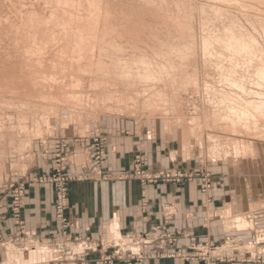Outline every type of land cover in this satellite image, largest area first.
Returning <instances> with one entry per match:
<instances>
[{"label": "rangeland", "instance_id": "obj_1", "mask_svg": "<svg viewBox=\"0 0 264 264\" xmlns=\"http://www.w3.org/2000/svg\"><path fill=\"white\" fill-rule=\"evenodd\" d=\"M88 9L89 11H87ZM93 21H96L95 26H93ZM83 22L84 24L87 22L88 25H84ZM234 22L235 24H233ZM237 22H239L238 25ZM86 26L89 28L92 26L90 29L88 28L91 32L86 29ZM229 26L232 29L230 31L237 27L234 29L236 37L245 34L249 40L255 38V41L262 47L257 48L258 53L261 49L264 53V0H0V194L9 197V212L15 222V239L24 248H51L57 264L75 262L77 257L74 255V246H87L88 248L97 246V250L103 256L100 264H111L115 261L125 262L130 261L131 258L142 261L137 254L141 251L146 254L150 245L146 242L147 236L129 239L130 242H136L139 246L138 252L131 255L127 251L117 249L123 246V238L111 236L101 242H95L90 238H71L68 233L69 221L66 211L69 185L80 181L81 177L90 176H75L70 173L67 149L70 145H80L79 147L85 145L90 149L94 162L93 178L98 172L103 171V167L108 161L107 132L118 129L121 132L133 133L135 136L140 134L147 136L148 134L154 141L162 139L167 146H172L170 148L173 150L180 149L184 152L182 157L193 160L195 166L193 169H186L178 164L180 165L178 168L150 171L143 166L144 161L138 155L134 159V171L130 174L117 175L116 179H136L146 186L155 184L178 186L196 180L199 183L200 193L206 197V206L211 202L209 197L211 191L218 184L226 188L229 196H240L245 201L244 210L247 205L249 206L248 211L244 212L241 204L240 208L244 213L238 214L249 220L255 216L258 231L241 233L242 235H251L252 239L245 240L242 243L243 246H234L233 250L238 249L237 251L241 252L237 253L239 255H236L235 252L234 257H232L233 255L225 256L224 251L230 253L231 246L218 244L211 240L206 244H200L201 246L195 252L189 253L192 256L181 250L182 255L178 254L180 259H196L204 264H218L224 261H233V258L237 257L247 261L249 259L246 257L247 255L261 253L262 255H257L255 258L258 263L264 262V250H262L264 248V208H262L264 205V122H259L260 124H256V127L253 126L251 131H246L244 128L234 129L223 122L221 118V121L219 120L217 115L219 111L209 100L212 95L208 96L212 90L217 89V92L223 88L231 90L227 88L229 86L226 87L225 81L222 82L223 78L220 79L215 67L213 68L214 57L209 56L205 59L203 51L204 41L211 38L213 34L214 42L217 41L216 38H221L219 41H225L228 39V35L229 37L233 35V32L229 34ZM93 27L96 30H93ZM106 28L108 34L105 31ZM225 29H228V34L225 33L227 32ZM243 31L244 33H241ZM84 32L86 37L83 35ZM137 33L138 35H136ZM217 33L220 35L215 38ZM226 34L227 36H225ZM78 35L85 40L82 39L83 42H81ZM90 35L94 38L88 39L87 37ZM205 35L209 37L207 38ZM106 36L109 40H106L108 39ZM96 37L99 39L96 40ZM79 40L80 42H78ZM94 40L99 42L100 47L104 44L102 48L99 49L98 43L93 46ZM155 41L158 42L156 43L158 46L154 45ZM187 42L189 43L187 44ZM216 43L220 44V42ZM186 44L195 47H185ZM255 44L257 47V43ZM173 46L175 47L173 48ZM168 47L173 49V52ZM217 48H219L218 45ZM106 49L113 52H108ZM184 50L187 51L183 52ZM262 52L261 54H263ZM93 53H95V58ZM103 53L107 55H103ZM83 54L84 56H82ZM88 54L89 59L88 57L84 58ZM172 54L175 57H171ZM100 55L102 56L99 57ZM108 55H110L109 58H105ZM182 55L186 58L184 59ZM162 57L166 59H161ZM88 60L92 62H88ZM151 60L152 62L155 60L158 64L160 60L166 63L170 61V64H167L169 67L162 61L161 63L166 65V68L173 66L171 70L175 69L177 73L176 71L173 73L167 68L166 73L169 75L170 72V75L174 74V76H170V78L167 75L158 83L153 82L152 84L146 81L149 84L144 82L143 84L140 81L142 79H139L141 77L139 72H143L147 66L143 65L142 67L141 62L150 63ZM184 60L190 61V64ZM123 61L126 62V65L122 63ZM152 62L149 64L151 69ZM131 63H135V65H131ZM226 63H224V67L231 66L229 62ZM107 66L112 67L109 69ZM125 66L127 67L125 68ZM130 66H134V68H130ZM154 68L156 67H153V70H155ZM121 70L126 72L124 74L127 79L126 84V81H123L125 79ZM130 72L136 77L134 75H132L134 77H129ZM195 73L197 74L195 75ZM98 74L102 75L103 79ZM117 75L122 76L118 77ZM127 76L132 78V81ZM134 78L139 79L142 85L139 82L137 84V80L134 82L136 86L133 83ZM189 78H192L194 82ZM186 81L192 83L187 85ZM160 82L163 84L161 83V85ZM204 83L205 85L208 83L206 87L211 85L212 90L207 91ZM127 84L130 89H127ZM218 84L221 86L219 87ZM208 87L210 88V86ZM144 88L152 90L148 91ZM250 88L254 90L253 87L250 86ZM135 93L139 96H136ZM246 98L253 100L249 96ZM158 103L160 108L163 107L162 110L158 107ZM174 108L175 110H173ZM184 135L188 136L186 140H183L185 139ZM238 145H248L251 150L235 158L230 155V151L234 152V148L239 147ZM36 155L37 158L47 155L48 159H50V155H53L52 167L49 172L28 175V170L34 164ZM59 155L62 156L63 162L58 161ZM173 160V162H177L175 157ZM102 179H106V177L102 176ZM29 182L35 185L53 186L56 195V218L63 227V235L60 238L43 240L25 237V233H27L26 221L22 212L26 203ZM62 187L66 192L65 202L62 203L61 200L63 205L58 206L57 200ZM252 197L261 202L251 203ZM257 205H261V207H256ZM59 211H63L64 221L59 218ZM226 211H232L233 215H238L234 213L230 204H226L216 212H207L206 221L210 219L209 215H220ZM259 217L260 221L258 222ZM221 218L223 219L222 216ZM211 219V222H207L208 224L221 221L226 229L227 226L222 220ZM229 228L231 230L228 231H233L234 226ZM161 239L176 242L178 236L166 233L162 235ZM192 240L194 241V239ZM4 242L10 244L12 238L4 240L0 236V246ZM60 244L64 246L66 253L58 249ZM251 247L255 248L251 249ZM112 249V253L116 256L109 253ZM246 253L248 254L246 255ZM173 255L177 257L176 254ZM241 255L246 256L240 257ZM108 261L111 262L108 263Z\"/></svg>", "mask_w": 264, "mask_h": 264}, {"label": "crops", "instance_id": "obj_2", "mask_svg": "<svg viewBox=\"0 0 264 264\" xmlns=\"http://www.w3.org/2000/svg\"><path fill=\"white\" fill-rule=\"evenodd\" d=\"M110 131L106 134L108 161L103 171L98 172L93 178L94 162L90 149L85 145L81 147L70 145L67 149L70 173L75 176H90L81 177L80 181L69 185L66 216L71 238H90L95 242H101L111 236L123 238V246L117 249L134 254L138 252L139 246L129 239L147 236L146 242L150 245L146 251L147 256L142 261L134 258L111 264H204L196 259H180L178 252L186 251L187 254L195 252L198 247L211 240L231 246L230 253L224 251L227 257L229 255L234 257L235 252L236 255L241 253L237 251L238 249L233 250L234 246H243L245 240L252 239L251 235L228 231L221 221L209 225L205 218L207 212H216L226 204L233 207L235 214L242 213L245 201L240 196H229L226 188L217 184L210 193L211 202L206 206V197L200 193L196 180L178 186L162 184L146 186L136 179L118 180L115 176L134 171V159L138 155L144 161L143 166L150 171L178 168L180 165L182 168L193 169L195 164L193 160L180 156V149L173 150L170 148L172 146H167L162 139L154 141L148 134L135 136L133 133L121 132L118 129ZM53 157L50 155L48 159L47 155H41L37 158L36 155V160L27 174L49 172ZM174 157L177 162H173ZM102 176L106 179H102ZM29 183L22 212L26 221L25 237L43 240L60 238L63 235V227L56 218V195L53 186ZM251 199V203L261 202L253 197ZM9 202L8 196L0 194V236L4 240L12 238V243L4 242L0 246V264H57L53 257V249L24 248L15 239V222L9 212ZM241 204L243 210L240 208ZM248 209L247 205L244 212ZM166 233L177 235V241L162 240V235ZM73 250L77 259L72 264H100L103 257L97 246L96 248L74 246ZM112 251L113 249L109 253ZM257 255L262 254L247 255L249 258L247 261L237 257L233 258V261L218 264H264L258 263L255 258Z\"/></svg>", "mask_w": 264, "mask_h": 264}, {"label": "bare ground", "instance_id": "obj_3", "mask_svg": "<svg viewBox=\"0 0 264 264\" xmlns=\"http://www.w3.org/2000/svg\"><path fill=\"white\" fill-rule=\"evenodd\" d=\"M88 3V2H87ZM84 5V4H83ZM90 5V4H89ZM88 5V6H89ZM84 7V6H83ZM90 7V6H89ZM84 11H86V10H84ZM87 11H89V9L87 10ZM93 11V10H92ZM95 11V10H94ZM213 12V11H212ZM92 13V12H91ZM99 13V12H98ZM215 13H217V12H215ZM87 14V13H86ZM93 14V13H92ZM91 14V15H92ZM96 14V13H95ZM224 14V13H223ZM90 15V14H89ZM99 15V14H98ZM101 15H102V13H101ZM100 15V16H101ZM220 15H221V13H220ZM226 15V14H225ZM217 16V15H216ZM224 16V15H223ZM229 16V15H228ZM91 17V16H90ZM95 17V16H94ZM106 17V16H105ZM220 17V16H219ZM87 18V17H86ZM99 18V17H98ZM102 18V17H101ZM93 19V18H92ZM105 19V18H104ZM88 20H90V19H88ZM87 20V21H88ZM95 20H96V18H95ZM221 20V19H220ZM40 22V21H39ZM90 22V21H89ZM92 22V21H91ZM94 22V21H93ZM96 22V21H95ZM95 22H94V25L93 26H95L96 24H95ZM221 22V21H220ZM232 22V21H231ZM205 23V22H204ZM43 24V23H42ZM83 24H84V22H83ZM233 24H235V22L233 23ZM232 24V25H233ZM239 24V22H237V25ZM40 25V24H39ZM84 25H88L87 24V22L84 24ZM91 25H92V23H91ZM142 25V24H141ZM236 25V26H237ZM82 26V25H81ZM138 26H139V24H138ZM168 26V25H167ZM231 26V25H230ZM230 26H229V34H231L232 32H233V35H230V37H229V35L227 36V34H228V29H225V31H227V32H225V33H227L225 36H227L228 37V39H226L225 41H219L220 39H218V38H216L217 36H219L218 35V33H217V35L215 36V38H216V40L217 41H215L214 42V38H213V36H214V34H213V36L211 37V38H213V39H211V38H208L207 37V35H205L208 39L207 40H205L204 41V43H203V51H204V53H205V59L207 58V57H209V56H211V57H214V59L215 60H213V61H215V63L212 65L213 66V68L215 67V69L217 70V72L219 73V75H220V79L221 78H223V80H222V82L223 81H225V85H226V87L227 86H229V87H227L228 89H231V90H224V88L219 92H217L216 90H212L211 89V85H208V86H210V88L207 86L206 87V85L208 84V83H206V85H205V83H204V85H205V87H206V89H207V91L208 90H212L210 93H212V94H210V93H206L208 96H210V95H212L211 97H210V102L211 103H214V108H216L217 109V111H219V113L217 114L218 116H219V120H220V118H221V120H223V122H225V123H227L229 126H231L232 128H244V129H246V131L247 130H249V131H251V129H252V127L253 126H255L256 127V124H260L259 122H264V53L260 50V53H258V51H257V48L259 49V48H262V47H260V44H258V42L257 41H255V38L254 39H248V38H246V36H245V34H244V36L241 34V36L240 37H236V36H234L235 35V33H234V29L235 28H237V27H235V26H232L234 29H233V31H230V30H232V29H230ZM41 26H39V28H40ZM44 27V26H43ZM84 27V26H83ZM87 27V26H86ZM92 26H90V28H91ZM110 27V26H109ZM169 27V26H168ZM226 27V26H225ZM240 27V26H239ZM89 27H87L86 29H88ZM89 28V29H90ZM94 28V29H93ZM92 29L93 30H96L95 29V27H93ZM111 28V27H110ZM135 28V27H134ZM207 28V27H206ZM215 28V27H214ZM41 29V28H40ZM88 29V31L89 32H91V30H89ZM107 29V28H106ZM113 29V28H112ZM142 29V28H141ZM146 29V28H145ZM168 29V28H167ZM172 29V28H171ZM192 29V28H191ZM239 29V28H238ZM237 29V30H238ZM253 29V28H252ZM255 29V28H254ZM253 29V30H254ZM78 30V29H77ZM83 30H84V28H83ZM127 30V29H126ZM183 30H185V29H183ZM183 30H182V32H183ZM211 30H212V28H211ZM215 30V29H214ZM236 30V31H237ZM240 30V29H239ZM80 31V30H79ZM100 31V30H99ZM106 32L108 31V29L107 30H105ZM129 31V30H128ZM140 31V30H139ZM168 31V30H167ZM181 31V30H180ZM179 31V32H180ZM185 31H187V30H185ZM213 31V30H212ZM217 31H218V29H217ZM241 31V30H240ZM39 32V31H38ZM93 32V31H92ZM101 32H103V31H101ZM100 32V33H101ZM135 32V31H134ZM178 32V33H179ZM191 32H192V30H191ZM219 32V31H218ZM224 32V31H223ZM73 33V32H72ZM94 33H95V31H94ZM127 33V32H126ZM141 33V32H140ZM184 33V32H183ZM214 33V32H213ZM240 33V32H239ZM241 33H244V31L243 32H241ZM247 33V32H246ZM250 33V32H249ZM90 34V33H89ZM96 34V33H95ZM94 34V35H95ZM98 34H99V32H98ZM102 34V33H101ZM100 34V35H101ZM107 34H108V32H107ZM112 34V33H111ZM145 34V33H144ZM156 34V33H155ZM154 34V35H155ZM221 34H222V32H221ZM256 34H258L257 32H256ZM74 35V34H73ZM85 37H86V35H85V32H84V34H83ZM93 35V34H92ZM93 35V36H94ZM103 35V34H102ZM104 35H105V32H104ZM130 35V34H129ZM136 35H138V33L136 34ZM152 35V34H151ZM171 35V34H170ZM203 35V34H202ZM208 35H210V34H208ZM237 35H239V34H237ZM79 36V35H78ZM82 36V35H81ZM93 36H89V37H91V38H89V37H87L88 39H93L94 37ZM98 36V35H97ZM142 36H143V34H142ZM211 36V35H210ZM249 36V35H248ZM251 36V35H250ZM83 37V36H82ZM93 37V38H92ZM101 37V36H100ZM107 38H108V36H106ZM126 37V36H125ZM129 37V36H128ZM139 37V36H138ZM152 37V36H151ZM158 37V36H157ZM192 37H193V35H192ZM98 37H96V40H98L97 39ZM140 38V37H139ZM139 38H137V39H139ZM253 38V37H252ZM79 39L81 40V42H83L82 41V39L80 38V36H79ZM87 39V40H88ZM148 39H149V36H148ZM147 39V40H148ZM154 39V38H153ZM156 39V38H155ZM183 39V38H182ZM211 39V40H210ZM257 39V38H256ZM80 40L78 41V42H80ZM83 40H85V38L83 39ZM96 40H94V44H93V41H92V44H93V46L94 45H97V43H98V45H99V42L97 41V42H95ZM102 40V39H101ZM103 40H104V38H103ZM106 40H109V38L108 39H106ZM105 40V41H106ZM111 40V39H110ZM169 40V39H168ZM178 40V39H177ZM212 41V42H210V41ZM114 41V40H113ZM137 41V40H136ZM141 41V40H140ZM162 41V40H161ZM170 41H171V39H170ZM180 41V40H179ZM178 41V42H179ZM87 42V41H86ZM88 42H90V41H88ZM102 42V41H101ZM100 42V43H101ZM114 42H116V41H114ZM113 42V43H114ZM146 42V41H145ZM152 42V41H151ZM192 42V41H191ZM194 42V41H193ZM216 42H220V44L219 43H216ZM96 43V44H95ZM108 43V42H107ZM142 43V42H141ZM156 43H158V42H156L155 41V44L154 45H157ZM189 42H187V44H188ZM255 43H257V47H255L256 46V44ZM153 44V43H152ZM165 44V43H164ZM169 44V43H168ZM179 44V43H178ZM177 44V45H178ZM187 44L185 45V47L187 46ZM219 46V48H217V45ZM104 45V44H103ZM103 45H101V47H100V45H99V49L100 48H102V46ZM117 45V44H116ZM116 45H115V47H116ZM142 45V44H141ZM149 45V44H148ZM147 45V46H148ZM175 45V44H174ZM180 45V44H179ZM178 45V46H179ZM182 45H184V44H182ZM216 45V46H215ZM158 46V45H157ZM159 46H161L160 45V43H159ZM170 46V45H169ZM176 46V45H175ZM175 46H173V48L175 47ZM197 46H198V44H197ZM196 46V47H197ZM221 46V47H220ZM122 47V46H121ZM143 47V46H142ZM149 47V46H148ZM147 47V48H148ZM153 47H155V46H153ZM172 47V46H171ZM184 47V46H183ZM187 47H190V46H187ZM191 47H192V45H191ZM190 47V48H191ZM193 47H195V46H193ZM192 47V48H193ZM112 48V47H111ZM111 48H109V49H111ZM118 48H119V46H118ZM132 48V47H131ZM146 48V47H145ZM158 48V47H157ZM161 48V47H160ZM159 48V49H160ZM176 48H178V47H176ZM180 48H182L181 46H180ZM198 48V47H197ZM104 49H105V47H104ZM103 49V50H104ZM116 49V48H115ZM115 49H113V50H115ZM152 49V48H151ZM166 49V48H165ZM168 49H170V47H168ZM195 49V51H197L196 50V48H194ZM94 50V49H93ZM107 50V49H106ZM156 50V49H155ZM173 49H170V51H172ZM86 51H87V49H86ZM99 51V50H98ZM108 51V50H107ZM109 51H112V50H109ZM108 51V52H109ZM122 51V50H121ZM142 51V50H141ZM145 51V50H144ZM143 51V52H144ZM157 51V50H156ZM159 51V50H158ZM169 51V50H168ZM185 51H187V50H184L183 52H185ZM96 52V51H95ZM104 52V51H103ZM113 52V51H112ZM127 52V51H126ZM143 52H142V54H143ZM152 52V51H151ZM165 52V51H164ZM173 52V51H172ZM171 52V53H172ZM174 52H175V50H174ZM181 52V51H180ZM188 52L190 53V51L188 50ZM192 52H193V50H192ZM261 52L263 53V54H261ZM88 53V52H87ZM87 53H85L86 55H87ZM119 53V52H118ZM127 53H129V52H127ZM140 53V52H139ZM146 53V52H145ZM148 53V52H147ZM157 53V52H156ZM170 53V54H171ZM187 53V52H186ZM188 53V54H189ZM94 54V58H95V53H93ZM104 54H106V53H103V55ZM109 54V53H108ZM151 54H153V53H151ZM151 54H149V55H151ZM161 54V53H160ZM193 54H195L194 52H193ZM259 54H261V57H259ZM107 55V54H106ZM113 55V54H112ZM116 55V54H115ZM140 55V54H139ZM145 55H148V54H145ZM177 55V54H176ZM186 55V54H185ZM190 55V54H189ZM188 55V56H189ZM204 55V54H203ZM82 56H84V54L82 55ZM81 56V57H82ZM92 56H91V58H92ZM102 55H100L99 57H101ZM109 56L110 55H108V57H105V58H109ZM118 56V55H117ZM131 56H132V54H131ZM135 56V55H134ZM133 56V57H134ZM154 56V55H153ZM152 56V57H153ZM158 56V55H157ZM174 55L172 54V56L171 57H173ZM182 56H184V55H182ZM181 56V59L183 58ZM194 56V55H193ZM88 57V59H89V54H88V56H85L84 58H87ZM98 57V58H99ZM132 57V58H133ZM138 57H140V56H138ZM145 57V56H144ZM148 57V56H147ZM151 57V58H152ZM160 57V56H159ZM167 57V56H166ZM170 56L168 55V58H169ZM175 57V56H174ZM83 58V57H82ZM142 58H143V56H142ZM150 58V57H149ZM155 58H157L156 56H155ZM178 58V57H177ZM186 57L184 56V59H185ZM204 58V57H203ZM101 59V58H100ZM104 58H102V60H103ZM116 59V58H115ZM117 59H119V58H117ZM121 59V58H120ZM128 59V58H127ZM153 59H154V57H153ZM158 59V58H157ZM161 59H166V58H161ZM188 59V58H187ZM213 59V58H212ZM98 60V59H97ZM112 60V59H111ZM111 60H109L110 62H111ZM130 60V59H129ZM128 60V61H129ZM172 60H174V59H172ZM176 60H178V59H176ZM175 60V61H176ZM209 60H210V58H209ZM89 61H91V60H88V62ZM99 61H101V60H99ZM104 61V60H103ZM120 61V60H119ZM128 61H127V63H128ZM130 61H132V60H130ZM129 61V62H130ZM136 61V60H135ZM161 61L163 62V63H165L166 65L168 64H170V61H169V63L167 62H164L163 60H160V63L158 64L157 62H155V60H154V62H152V60L150 61V63H147L146 61H144V62H141L142 63V67H143V65H145V66H147L144 70H143V72H139L140 74H139V76H141L140 78L137 76V78H139V79H142V80H140V81H142V83L144 82V83H148L149 84V82H151L152 84H153V82L154 83H158L159 81H162L163 79H165L164 77L166 76L167 77V71H168V69H173V66H171V68H166L165 66L166 65H164V64H162L161 63ZM175 61H171V62H175ZM183 61V60H182ZM184 61H187V60H184ZM202 61V60H201ZM212 60H211V62H213ZM92 62V61H91ZM121 62V61H120ZM134 62V61H133ZM139 62V61H138ZM148 62H149V60H148ZM151 62H152V66L153 67H156V68H154L155 70H153V67H152V69L150 68L151 66L149 65V64H151ZM159 62V61H158ZM188 62V61H187ZM190 62V61H189ZM188 62V64H190ZM204 62V61H203ZM210 62V61H209ZM226 62H229L230 64H231V66L230 67H228V68H226V67H224V63H226ZM101 63H103V62H101ZM105 63V62H104ZM123 64H125L126 65V62L125 61H123L122 62ZM140 63V62H139ZM140 63V64H141ZM205 63H207V62H205ZM95 64V63H94ZM106 64V63H105ZM105 64H104V66H105ZM112 64V63H111ZM129 64V63H128ZM132 64H134L135 65V63H131V65ZM140 64H139V67H140ZM174 64V63H173ZM179 64V63H178ZM177 64V65H178ZM208 64V63H207ZM212 64V63H211ZM211 64H210V66H211ZM226 64H228V63H226ZM91 65V64H90ZM89 65V66H90ZM114 65V64H113ZM137 65V64H136ZM155 65V66H154ZM163 65V66H162ZM176 65V66H177ZM180 65V64H179ZM186 65V64H185ZM209 65V64H208ZM95 66H96V64H95ZM102 66V65H101ZM109 66V65H108ZM107 66V67H108ZM138 66V65H137ZM144 66V67H145ZM175 66V67H176ZM181 66V65H180ZM180 66H178L179 68H180ZM187 66V65H186ZM205 66V65H204ZM100 67V66H99ZM112 67V66H111ZM111 67L109 68V69H111ZM119 67V66H118ZM121 67V66H120ZM127 66H125V68H126ZM129 67V66H128ZM132 66H130V68H131ZM138 67V68H139ZM208 67V66H207ZM206 67V68H207ZM104 68V67H103ZM122 68V67H121ZM132 68H134V66L132 67ZM136 68V67H135ZM183 68H184V66H183ZM205 68V67H204ZM106 69V68H105ZM186 69H187V67H186ZM192 69V68H191ZM190 69V70H191ZM195 69H197V68H195ZM210 69H211V67H210ZM98 70H100V69H98ZM130 70V69H129ZM138 70H140V69H138ZM169 70V71H170ZM188 70V69H187ZM102 71V70H101ZM101 71H98L99 73H102ZM111 71V70H110ZM110 71H108V73L110 72ZM122 72H123V70H121ZM125 71V70H124ZM131 72H132V70H130ZM142 71V70H141ZM172 71V70H171ZM176 70L174 69L172 72L174 73ZM180 71V70H179ZM186 71V70H185ZM185 71H183V72H185ZM193 71H195V72H197L196 70H193ZM131 72H130V74H129V77L131 76V77H134L135 75L134 74H132V75H134V76H132L131 75ZM181 72V71H180ZM187 72V71H186ZM97 73V72H96ZM120 73V72H119ZM126 72H123V73H121L122 75H123V78L125 79V80H123V81H126L125 82V84L127 83V79L124 77V74H125ZM133 73H135L134 71H133ZM137 73H138V71H137ZM136 73V74H137ZM176 73H177V71H176ZM188 73V72H187ZM186 73V74H187ZM217 73V74H218ZM106 74V73H105ZM110 74V73H109ZM171 73L169 72V75H168V77H170V76H174V74L173 75H170ZM185 74V75H186ZM197 73H195V75H196ZM204 74H205V72H204ZM99 75V74H98ZM97 75V76H98ZM113 75V74H112ZM122 75H117L118 77H120V76H122ZM177 75H179V74H177ZM184 75V76H185ZM189 75V74H188ZM187 75V76H188ZM218 75V76H219ZM100 76V75H99ZM102 76V75H101ZM100 76V78L101 79H103L102 77ZM114 76V75H113ZM190 76V75H189ZM198 76V75H197ZM203 76V75H202ZM108 77H110L109 75H108ZM107 77V78H108ZM128 77V76H127ZM128 77V78H129ZM136 77V76H135ZM194 78H195V76H193ZM216 77V76H215ZM111 78V77H110ZM171 78V77H170ZM175 78H176V76H175ZM186 78V77H185ZM188 78V77H187ZM200 78V77H199ZM205 78V77H204ZM203 78V79H204ZM209 78H211V77H209ZM214 78V77H213ZM219 78V77H218ZM130 79V78H129ZM128 79V81L130 82V80L132 79H130L129 80ZM135 79V78H134ZM139 79H135V81H133V83L134 82H136L137 80V84H138V82H139V84L141 83L140 81H139ZM193 80L192 78H189V80ZM99 80V79H98ZM169 80V79H168ZM167 80V81H168ZM177 80V79H176ZM183 80V79H182ZM190 80V81H191ZM198 80V79H197ZM214 80V79H213ZM217 80V79H216ZM215 80V81H216ZM132 81V80H131ZM146 81H149V82H146ZM166 81V80H165ZM171 81V80H170ZM170 81H168V82H170ZM211 81V80H210ZM173 82V84H174V81H172ZM181 82V81H180ZM179 82V84H181ZM185 82V81H184ZM187 82V81H186ZM193 82H194V80H193ZM196 82V81H195ZM203 82V81H202ZM207 82V81H206ZM216 82H218V81H216ZM220 82H221V80H220ZM131 83V82H130ZM142 83L140 84V85H142ZM143 83V84H144ZM163 84V82H160V84ZM178 83V82H177ZM176 83V84H177ZM183 83V82H182ZM189 83L190 82H187V85H189ZM192 83V82H191ZM190 83V84H191ZM200 83V82H199ZM121 84V83H120ZM129 84V83H128ZM127 84V85H128ZM132 84V83H131ZM135 85H136V83H134ZM151 84V85H152ZM161 84V85H162ZM175 84V85H176ZM197 84H198V82H197ZM221 84V83H220ZM224 84V83H223ZM135 85H133V86H135ZM139 85V86H140ZM145 85H147V84H145ZM150 85V86H151ZM169 85H171V84H169ZM185 85V84H184ZM199 85V84H198ZM219 85V84H218ZM129 86V85H128ZM127 86V89H130V86L128 87ZM137 86V85H136ZM138 86V87H139ZM155 86H156V84H155ZM154 85H153V87H155ZM158 86V85H157ZM173 86V85H172ZM213 86V85H212ZM221 85H219V87H220ZM250 86L251 87H253V89L254 90H252L251 88H250ZM152 87V88H153ZM198 87V86H197ZM225 87V86H224ZM225 87V88H226ZM133 88V87H132ZM137 88V87H136ZM140 88V87H139ZM213 88V87H212ZM134 89V88H133ZM145 90H148V89H146V88H144ZM151 89V88H150ZM149 89V90H150ZM205 89V90H206ZM214 89V88H213ZM234 89H237V91H234ZM139 90V89H138ZM144 90V91H145ZM148 90V91H149ZM152 90V89H151ZM134 91V90H133ZM132 91V92H133ZM137 91V90H136ZM135 91V92H136ZM143 91V92H144ZM228 91V92H227ZM152 92V91H151ZM154 92V91H153ZM157 93V92H156ZM159 93V92H158ZM136 94V93H135ZM155 94V93H154ZM141 95H142V93H141ZM136 96H139V94L137 95L136 94ZM163 96L165 97V95L163 94ZM252 97V99L253 100H251L250 98H246V97ZM166 98V97H165ZM251 100V101H250ZM150 101H152V100H150ZM161 102V101H160ZM159 102V103H160ZM159 103H158V107H159ZM166 104H167V102H166ZM165 104V105H166ZM163 106V105H162ZM160 108V107H159ZM163 108V107H162ZM162 108H160L161 110H162ZM173 110H175V108L173 109ZM57 117V116H56ZM216 117V116H215ZM224 118V119H223ZM218 120V119H217ZM220 120V121H221ZM152 122V121H151ZM162 126H163V124H162ZM165 126V125H164ZM254 127V128H255ZM162 128V127H161ZM163 128H165V127H163ZM258 128V127H257ZM166 129H167V127H166ZM169 129V128H168ZM263 129V128H262ZM237 130V129H236ZM168 131V130H167ZM170 131V130H169ZM253 131V130H252ZM260 131V130H259ZM258 131V132H259ZM235 132V131H234ZM254 132V131H253ZM169 134V133H168ZM239 134V133H238ZM188 135V134H187ZM187 135H184L185 136V139H183V137H182V139L183 140H186V138L188 137ZM255 136H257V135H255ZM185 144H187V142H185ZM186 146V145H185ZM239 147H235L234 148V152H232V151H230V155L231 156H233V157H238L240 154H246V153H248V151L249 150H251V147H249L248 145H238ZM257 146V145H256ZM242 147H244V148H242ZM26 148V147H25ZM181 148H182V145H181ZM187 148V147H186ZM254 148V147H253ZM26 150V149H25ZM255 150L256 151H258V149L257 148H255ZM183 153L184 152H182V151H180L179 150V155L180 156H183ZM190 154V153H189ZM215 154V153H214ZM178 156V155H177ZM230 157V156H229ZM220 158V157H219ZM207 193H208V191H207ZM207 204V203H206ZM256 207H261V205H257ZM262 208H264V205H263V207ZM210 216V219L207 221V222H211V218H214L215 220H222V222L227 226L226 227V229L227 230H231L229 227L230 226H234V229H233V231H237V232H239V233H247L248 231H252V230H254V231H258V228H257V222H256V220H255V216L254 217H251V219L249 220L248 218H246L245 216H243V215H240V214H238V215H233V212L232 211H226V212H224V213H221L220 215H213V214H211V215H209ZM221 216L223 217V219L221 218ZM260 221V217H259V219H258V222ZM210 224V223H209ZM259 226V225H258ZM253 245V244H252ZM255 247H251V249H254ZM250 249V250H251ZM143 250V249H142ZM262 250H264V248H262ZM264 254V253H263Z\"/></svg>", "mask_w": 264, "mask_h": 264}, {"label": "built area", "instance_id": "obj_4", "mask_svg": "<svg viewBox=\"0 0 264 264\" xmlns=\"http://www.w3.org/2000/svg\"><path fill=\"white\" fill-rule=\"evenodd\" d=\"M62 156L61 155H59L58 156V161H61V162H63L62 160V158H61ZM166 175H168V174H166ZM60 195L58 196V206L60 205V206H62L63 204H61V200H62V203H64L65 202V188L64 187H62V189L60 190ZM61 209V208H60ZM19 213V212H18ZM59 218H61V220L62 221H64V218H63V211H59ZM58 249L60 250V251H62L63 253H66V249L64 248V246L62 245V244H60V246H58ZM181 254L182 255V253L181 252H178V254ZM131 255H133L132 253H130ZM183 255H185V254H183ZM187 255H189V256H192V254H187ZM114 256H116V255H114ZM137 256L140 258V259H143L144 257H146L147 255L144 253V252H142L141 251V253H138L137 254ZM132 259H134V258H131V260ZM109 262H111V261H108V263Z\"/></svg>", "mask_w": 264, "mask_h": 264}]
</instances>
